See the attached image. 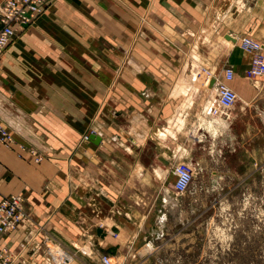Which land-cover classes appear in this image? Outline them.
Wrapping results in <instances>:
<instances>
[{
  "label": "crops",
  "instance_id": "1",
  "mask_svg": "<svg viewBox=\"0 0 264 264\" xmlns=\"http://www.w3.org/2000/svg\"><path fill=\"white\" fill-rule=\"evenodd\" d=\"M263 18L259 0H47L0 55V124L13 140L0 144V199L21 194L28 213L0 236L13 264H45L51 242L110 255L155 240L180 151L201 155L212 140L199 126L209 80L230 66L233 88L245 87L250 58L224 35ZM87 130L99 143L80 141Z\"/></svg>",
  "mask_w": 264,
  "mask_h": 264
},
{
  "label": "rangeland",
  "instance_id": "2",
  "mask_svg": "<svg viewBox=\"0 0 264 264\" xmlns=\"http://www.w3.org/2000/svg\"><path fill=\"white\" fill-rule=\"evenodd\" d=\"M259 1L264 9V0ZM248 28L254 32H243L238 37L250 36L264 45V18L262 23ZM193 39L181 50L186 57ZM236 48L251 57L239 43ZM119 56L129 55L121 51ZM210 72L203 70L201 81L205 82ZM245 80L243 89L233 88L232 81L226 83L237 94L232 107L237 114L230 125L232 137H221L219 132L200 123L212 135L204 153L194 157L186 147L180 151L175 164L189 163L190 156L194 157L191 162L194 178L186 191L175 193L172 189L175 176L171 172L173 180L168 181L171 194L164 195L161 206L164 225L155 240L141 235L131 250L110 255L88 242L68 246L51 242L50 254L59 250L68 264H102L100 256L104 254L111 258V264H264V118L257 113V108L264 110V76ZM194 102L190 106H197ZM8 132L10 143L0 144L11 149L13 140ZM87 132L80 141L88 142ZM216 138L218 143L213 146ZM29 151L35 162L42 160L43 156L35 149Z\"/></svg>",
  "mask_w": 264,
  "mask_h": 264
},
{
  "label": "built area",
  "instance_id": "3",
  "mask_svg": "<svg viewBox=\"0 0 264 264\" xmlns=\"http://www.w3.org/2000/svg\"><path fill=\"white\" fill-rule=\"evenodd\" d=\"M47 0H3L0 2V55L18 32L35 21L45 10ZM239 45L245 52L250 53V62L244 71L248 79H257L264 76L263 43L250 36L239 37ZM232 67L223 69V76L215 79V98L205 105L204 111L208 115L228 117L229 112L237 101L236 92L226 83L233 79ZM86 136V135H85ZM87 139V136L85 137ZM11 136L8 130L0 124V143L8 145ZM172 173L175 181L172 185L175 193L186 191L194 178V167L187 162H179L173 166ZM28 221L24 197L14 193L0 199V236L18 229ZM116 236V233L113 232ZM91 246V242H88ZM45 264H68V259L59 250L50 254L51 247L46 244ZM15 254L7 247H0V264H13ZM102 264H111L108 255H101Z\"/></svg>",
  "mask_w": 264,
  "mask_h": 264
},
{
  "label": "bare ground",
  "instance_id": "4",
  "mask_svg": "<svg viewBox=\"0 0 264 264\" xmlns=\"http://www.w3.org/2000/svg\"><path fill=\"white\" fill-rule=\"evenodd\" d=\"M209 36V34H205L204 37L207 38ZM231 37H233L235 39V42L233 43L231 40L227 39L225 42H226V45H228L229 47H234V45H237L238 42H239V37H237L236 35H232ZM202 41H204V39H202ZM200 66H198L195 70V75H198V71L200 70ZM211 73V72H210ZM210 79V75L208 76V80ZM217 79V78H215ZM208 80L206 82H208ZM209 83V82H208ZM213 88V87H211ZM210 88V89H211ZM214 91V90H212ZM211 93V92H210ZM194 94V93H193ZM237 95V94H236ZM208 96V95H207ZM208 104V103H207ZM258 105V104H257ZM263 108V107H262ZM257 113L258 115H260L262 118H264V110L261 109V108H257ZM204 114V113H203ZM205 115V114H204ZM217 115V114H215ZM215 115H209L208 117L209 118H205L202 117L205 121H207V125L206 127H208L209 129H212L216 132H219L218 134H221L222 136L221 137H232V135L234 134L232 131H231V128H230V123L228 120L226 119H223V118H220V117H217ZM203 116V115H202ZM203 122V121H202ZM206 123V122H205ZM201 125V124H200ZM206 125V124H205ZM202 129V128H201ZM86 137V136H85ZM207 138V137H206ZM220 138V137H219ZM216 139H214L213 141V146L214 144H217L218 142L216 141ZM203 142V141H202ZM217 142V143H216ZM148 246L151 247L150 243H147ZM149 247V248H150Z\"/></svg>",
  "mask_w": 264,
  "mask_h": 264
},
{
  "label": "water",
  "instance_id": "5",
  "mask_svg": "<svg viewBox=\"0 0 264 264\" xmlns=\"http://www.w3.org/2000/svg\"><path fill=\"white\" fill-rule=\"evenodd\" d=\"M224 37H225L226 39L231 40L233 43L235 42V39H234L233 37H231L230 34H225ZM214 82H215V78L212 77V78L209 80L208 87L213 86ZM87 139H88L89 141H91V142L97 144V143H99V141H100V136L97 135V134H95V133L90 132V133H88V135H87Z\"/></svg>",
  "mask_w": 264,
  "mask_h": 264
}]
</instances>
